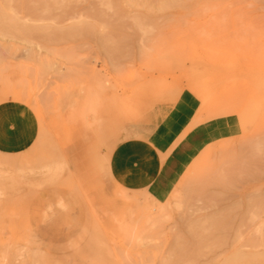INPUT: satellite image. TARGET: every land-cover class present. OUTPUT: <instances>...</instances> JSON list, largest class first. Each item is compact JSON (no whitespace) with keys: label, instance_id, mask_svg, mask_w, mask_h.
<instances>
[{"label":"rangeland","instance_id":"374dc122","mask_svg":"<svg viewBox=\"0 0 264 264\" xmlns=\"http://www.w3.org/2000/svg\"><path fill=\"white\" fill-rule=\"evenodd\" d=\"M0 264H264V0H0Z\"/></svg>","mask_w":264,"mask_h":264},{"label":"bare ground","instance_id":"6f19581e","mask_svg":"<svg viewBox=\"0 0 264 264\" xmlns=\"http://www.w3.org/2000/svg\"><path fill=\"white\" fill-rule=\"evenodd\" d=\"M256 253H258L257 251H256ZM260 253V252H259Z\"/></svg>","mask_w":264,"mask_h":264}]
</instances>
